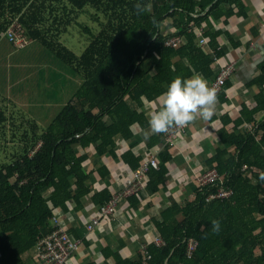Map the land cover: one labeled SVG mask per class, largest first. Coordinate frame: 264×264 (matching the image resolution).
I'll list each match as a JSON object with an SVG mask.
<instances>
[{
  "label": "trees",
  "instance_id": "trees-1",
  "mask_svg": "<svg viewBox=\"0 0 264 264\" xmlns=\"http://www.w3.org/2000/svg\"><path fill=\"white\" fill-rule=\"evenodd\" d=\"M140 2L148 7L137 14V0H0V40L9 41L6 33L17 23L30 43L39 42L83 79L76 98L45 130L38 132L34 123L31 132L18 131L17 149L10 156L6 152L5 161L0 163V264H23L21 255L52 232L51 220L58 212L66 221L67 216L81 212L87 200L99 214L114 194L108 184L94 191L92 176L106 181L111 169L95 162L87 170L88 159L112 156L129 170L140 168L145 156L138 144L133 141L118 156L116 139L133 140L136 125L149 126L150 117L143 108L156 101L176 76L190 78L195 71L213 82L215 60L199 48L193 28L203 22L210 26V16L229 19L236 7L240 11L244 7L243 0H217L208 11L210 2ZM225 6L228 9L223 13ZM87 7L95 11L91 20L99 27L97 33L78 22ZM180 11L187 15L184 22L176 18ZM200 13L204 15L194 16ZM169 17L174 18L176 35L185 41L178 48L165 45L175 35L160 31ZM75 23L89 37L81 56L60 42ZM212 29L210 26L203 37L220 59L225 53L218 42L223 32ZM224 35L233 40L228 32ZM261 71L253 84L263 87L264 62ZM256 99L253 110L243 106V119L232 130L225 129L229 120L224 119L217 131L219 146L208 160V165L215 166L223 176L225 185L233 189L232 199L207 203V192L197 189L193 202L184 207L171 202L159 214L154 225L164 244L150 243V258L145 253L130 259L121 253L102 251L100 260L91 264H264V119L258 122L254 117L264 111L263 94ZM130 103L141 108L133 110ZM9 120L0 106V126L7 127ZM245 122L253 125L248 131L242 130ZM149 140L150 148L164 145V133L154 134ZM40 141L42 145L36 148ZM170 146L160 151L158 168L149 171L147 189L151 194L164 185ZM142 193L128 199L141 201ZM179 215L184 216L182 221ZM212 220L220 221L218 233L212 231ZM192 239L198 247L189 257L187 246ZM110 258L112 263L107 262Z\"/></svg>",
  "mask_w": 264,
  "mask_h": 264
},
{
  "label": "crops",
  "instance_id": "crops-1",
  "mask_svg": "<svg viewBox=\"0 0 264 264\" xmlns=\"http://www.w3.org/2000/svg\"><path fill=\"white\" fill-rule=\"evenodd\" d=\"M194 1L197 3L210 2L207 7L208 11L217 0ZM242 4L244 7L241 11L236 7L234 14L229 19L224 16L220 19H215L213 16L209 18L210 26L213 28L212 32L218 30L223 32L222 36L218 38L220 47L222 46L225 50L220 59H217L209 49L208 39L203 37L204 32L210 28L209 24L203 22L201 26L193 28L198 36L197 45L199 48H202L215 60L213 81L222 68L233 65L234 70L223 88L217 93L213 117L207 121L198 117L192 124L183 128L174 144L169 147L170 157L166 163L167 172L164 176V185L160 190L151 194L146 189L140 195L141 201L131 202L130 199L122 195V192L134 171L129 170L122 161L112 156L104 155L100 160L95 158L92 159L93 161L88 159L85 165L87 170L91 169V165L95 162L98 165L104 163L111 169V175L106 178V181L92 176L94 191L108 184L112 193L119 196L120 202L116 213L101 219L93 230H89V225L98 214H96L95 208L89 206L87 200L83 202L84 207L81 212L73 213L70 215L71 217L67 216L66 221L64 214L58 212L57 216L61 219V226H64L66 231H68V227V233L80 242V250L70 258L69 264L97 262L102 256V251H108L107 253L112 255L116 252L121 253L123 258L138 257L145 253L144 250L158 237L154 224L159 218V214L171 202L175 201L184 207L196 199L197 189L199 190L198 176L215 167L209 166L208 160L219 146L217 131L223 127L224 119L229 120L224 126L225 129L232 130L235 123L243 119L240 118L243 106H246L248 110H253L257 106L256 95L262 93L264 96V86L253 84L254 80L262 73L261 64L264 62V0H243ZM226 9H228L226 6L223 7V13L226 12ZM180 12L176 16L177 20L179 19V22L186 21L187 15ZM203 15L204 13H200L194 16ZM174 25V18H167L162 23L161 33L178 36L176 35L178 29ZM225 32L230 34L232 41L226 38ZM200 33L202 36H199ZM201 38L206 41L205 44H201ZM184 42L182 38L180 46H183ZM208 83L211 84L210 81ZM130 105L133 110L141 108L136 103H130ZM159 106L158 98L152 103H147L143 110L147 111L150 117L151 112L158 109ZM254 117L260 122L264 119V111ZM242 126L244 131L253 127L252 123L248 122ZM135 130L136 136L133 140L122 141L120 137L116 139L118 156L135 141V144H138L137 148L145 158L147 155L156 154L160 161L165 145L149 147V139L154 135L150 126L141 128L136 125ZM177 218L182 221L184 216L179 215ZM53 225L54 223L51 221L52 228ZM38 255L39 250L36 246L21 255L22 263L43 264L39 261ZM107 262L112 263L111 258Z\"/></svg>",
  "mask_w": 264,
  "mask_h": 264
},
{
  "label": "rangeland",
  "instance_id": "rangeland-1",
  "mask_svg": "<svg viewBox=\"0 0 264 264\" xmlns=\"http://www.w3.org/2000/svg\"><path fill=\"white\" fill-rule=\"evenodd\" d=\"M83 12L78 22L97 33L99 27L91 20L95 11L87 7ZM81 29L75 23L60 39L79 56L89 43L88 35ZM82 85V75L39 42H29L17 50L7 39H1L0 106L10 120L7 127L0 126V163L5 161L6 152L10 156L17 149L19 130L31 132L34 123L38 125V132L45 130L57 114L76 98Z\"/></svg>",
  "mask_w": 264,
  "mask_h": 264
},
{
  "label": "built area",
  "instance_id": "built-area-1",
  "mask_svg": "<svg viewBox=\"0 0 264 264\" xmlns=\"http://www.w3.org/2000/svg\"><path fill=\"white\" fill-rule=\"evenodd\" d=\"M6 36L16 48H23L29 44V40L22 35L21 27L17 23H14L12 27L9 28ZM199 36H202V33H200ZM200 42L201 44L206 43L203 38H201ZM181 44V36L171 37L165 43L166 46L173 48H177ZM233 70V65L222 68L217 78L209 85L214 87L218 93L225 85L226 80H228L232 75ZM183 128H173L169 130V132L164 133V145H173ZM41 145L42 141L38 143L36 148H39ZM158 166L159 161L157 159V155H147L141 167L135 170L133 176L129 178L122 195L125 196V198H129V196L135 193L146 190L149 171L151 170V167L158 168ZM198 184L199 190L207 192V203L214 201H229L232 199L234 194L233 189L225 185L223 176L220 175L216 167L201 173L198 176ZM119 202V196L114 194L112 200L100 208L99 214L89 225V230H93V228H95L100 223L102 218L113 216L118 210ZM51 221L54 223L52 232L46 235L45 238L37 244V249L39 250V261L43 264H66L71 256L79 250L80 242L75 240L65 230L64 226H61V219L57 215H55ZM154 243L158 246H162L164 241L160 237H156ZM197 247L198 242L196 240L192 239L188 242L187 254L189 257L193 255V253L197 250ZM144 251L147 255V258H150L147 248Z\"/></svg>",
  "mask_w": 264,
  "mask_h": 264
},
{
  "label": "clouds",
  "instance_id": "clouds-1",
  "mask_svg": "<svg viewBox=\"0 0 264 264\" xmlns=\"http://www.w3.org/2000/svg\"><path fill=\"white\" fill-rule=\"evenodd\" d=\"M147 7L140 0L134 5L137 14L146 11ZM216 98V89L201 73L194 71L190 78L176 76L159 97V108L150 114L152 133H167L173 128L189 126L198 117L210 120L215 112ZM211 223L213 233H218L220 221L212 220Z\"/></svg>",
  "mask_w": 264,
  "mask_h": 264
}]
</instances>
